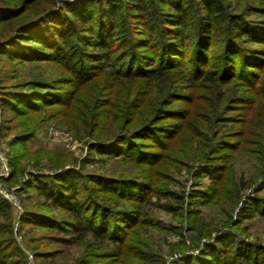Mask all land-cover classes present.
Instances as JSON below:
<instances>
[{"label": "rangeland", "instance_id": "rangeland-1", "mask_svg": "<svg viewBox=\"0 0 264 264\" xmlns=\"http://www.w3.org/2000/svg\"><path fill=\"white\" fill-rule=\"evenodd\" d=\"M53 1L60 6L78 0ZM222 1L229 12L243 16L244 28L235 40L228 32L233 30L232 26L226 28L224 23L212 26L210 33L205 32L210 26L192 24L198 16L194 11L184 37L179 32L180 24L165 20L166 16H147L146 24L155 26V31H148L142 28L141 18L126 13L120 18L124 22L112 27L109 40L116 72L112 74L111 69L91 72L97 76L93 74L91 79L77 81V87L70 80V72L51 58L50 48L40 50L38 47L44 46H27L25 50H18L17 55H9L6 53L18 47L17 44L0 46V90L20 93L23 102L29 105L24 109L39 103L47 107L45 115L30 111L24 119L33 120L27 123L8 107L2 112L0 109V126L10 127L7 136L0 134V148L9 164L16 151L27 152L31 161L25 174L33 173V179L38 177L43 182L52 181L53 175H58L59 182L67 178L64 171L72 169L77 180V196L86 209L89 206L87 213L95 215L99 225L100 218L103 221L106 217L109 229L117 237L116 242L90 234L67 239L71 233L30 220V214L38 212L36 221L59 224L63 220L66 221L63 225L69 226L70 215L64 207L48 202L36 207V201L42 197L35 190L30 196L16 191L23 211L19 238L12 231L13 209L5 200V207H0V223H6L10 231L0 237L5 241L1 247L11 254L9 261L16 264L39 261L42 264H209L211 260L204 245L215 243L229 248L233 246L231 240L247 242L264 251V49H261L264 47V0ZM93 3L97 14L99 8L108 9L122 2L93 0ZM152 3L160 9H170L164 1ZM97 18L94 25L98 23ZM103 19L104 23L108 22L107 14ZM57 23L46 20L39 24L38 30L50 36L48 27L58 26ZM253 36L259 42H252ZM70 40L78 45L73 36ZM198 41L203 42L199 48L206 52L207 67L203 74L186 80L183 75L189 74L179 70L182 67L190 71V57L195 55ZM232 41L249 52L247 62L240 66V49L233 62L234 78H226V71L219 81H206V73H223L221 69L233 64V58L226 57L224 50ZM168 58L177 64L146 84L144 76H155L159 62ZM99 61L95 60L94 64L98 65ZM166 64L162 61L163 66ZM128 69L136 70L138 76H123ZM33 82L41 86H34ZM76 89L81 98L96 90L99 102L94 107L96 118H78L70 106L58 102V97L65 96L66 91ZM108 101L111 108H106ZM160 106L164 108L158 114L156 108ZM21 133H26L25 143L11 145L12 135ZM125 150L128 154H124ZM209 153L215 156L208 158ZM220 172L221 180L211 178L210 174ZM26 177L23 175L22 179ZM94 177L101 178L104 188L94 182ZM5 183L17 186L16 182ZM149 183V195L138 201L132 199L130 194L141 197L144 185ZM120 185L125 188L124 197L113 190ZM196 190L210 200H198L200 193ZM258 200L261 212L253 211ZM244 203L248 208H243ZM137 205L139 213L134 216L132 210ZM24 211L30 212L24 214ZM193 214L200 221H191ZM203 233L210 236L204 237ZM35 253L41 254V259L33 258Z\"/></svg>", "mask_w": 264, "mask_h": 264}, {"label": "trees", "instance_id": "trees-1", "mask_svg": "<svg viewBox=\"0 0 264 264\" xmlns=\"http://www.w3.org/2000/svg\"><path fill=\"white\" fill-rule=\"evenodd\" d=\"M159 1L168 3L170 9H160L159 6H157L156 4L153 5L152 3ZM120 2H122L120 3L121 5L109 6L108 9L99 8L98 13L96 14L93 10V7L95 6L93 0H78L75 3H62L60 6L55 5L53 0H0V46L10 47L11 45L17 44L18 47L12 49V51H9L10 53H6L9 55H17L18 50H25L27 46H30L31 48L44 46L38 47L40 50L50 48L51 50L49 54L51 58L61 63L62 66L70 72V80H73V83L77 87V81H82L85 78L91 79L92 77H94L93 74L95 73L91 72H97L100 69H111V72L114 71L112 74L116 72L115 63L114 65L112 63V45L110 44L109 40L113 35L112 27H114V24H116L117 22H124V19L120 18L124 17V14L126 13L141 18L142 28H146V30L148 31H155V26H153V24L151 26L146 24L147 16H166L165 20L173 24H180L181 29H179V32H181V35L183 37L187 34L189 24L188 21L190 20L192 11L197 12L196 15H198L196 16L192 24L199 23L200 25L202 23L205 26H210V29L212 26L213 28L214 26L219 27L222 23H224L226 28H230V26H232L233 30L228 31L232 36V40H235V38L241 36L242 29L244 28V22L242 21L243 16H241V14H238L237 12H229L226 4L222 0H193V2L192 0H120ZM123 9L124 11H121ZM200 9L203 10L202 13H199ZM166 12H169V15H165ZM106 14L108 22L104 23L103 18ZM96 18L98 20L96 22L98 23L94 25L93 22ZM46 20L51 23L54 21L58 22V26H53L51 27V29L50 27H48L49 33H51L50 36L46 35V33H44L43 31L40 32L38 30V28L41 26H39V24H42V22H45ZM72 20H74L75 23H72L74 22ZM105 24L107 26L102 29ZM210 29H205V32L210 33L212 31V29ZM72 36L76 43H78V45L72 44V41L70 40ZM202 41H198L196 43L195 49L193 51L195 55L190 57L192 58V60L189 61V63L192 64L190 71L188 69L187 72L185 68L180 67L179 72L185 70L186 74H189L183 75L186 80L191 79L192 76L196 77L205 72L208 58L206 57L207 55L205 50L202 51V49L199 48L200 43L203 44ZM256 41L259 42V40H257V37L253 36L252 42ZM89 48H91V50ZM240 49V66L242 67L241 64L246 61V56H248L247 54L249 52L243 51L245 50L244 47H239L237 43H234V41L230 42L229 47L224 46V50L227 51L226 57L233 58L232 63H235L236 54L240 52ZM261 49H264V47H262ZM5 50L6 49H4V51ZM193 58H196L194 63ZM95 60H100V63L98 65L94 64ZM162 61L166 62L167 64L163 66ZM171 62L175 61L171 60L170 58L161 60L159 62L160 64L156 70L157 74L155 76H144L143 79L145 82H147L146 84H150L153 79H156L171 71L172 67L177 64H172ZM257 63L259 64V62ZM233 64L228 65V69H221V72L223 71V73H206L204 79L208 82L219 81V78H222L221 74H225L224 72L226 71H228V73H226L228 74L226 78H234L235 64ZM162 68H165L164 71H161ZM128 70L129 71L127 72L124 71V73H126L127 75L125 74L123 76H138L136 75V70ZM96 76L97 75L95 74V77ZM32 84L34 86H41V83L39 82H33ZM40 89L42 93L45 92L43 91L44 89ZM77 90L78 89H76L75 91L68 90L66 91L65 96L63 95V97L59 95L60 97H58V102L62 105L70 106L71 112H73L78 118H82L83 120H85V118H87L88 120L96 118L97 114L94 111V107L98 106L99 103L97 95L94 93L96 90L87 95L84 94L83 98L79 97V92ZM76 92H78V94ZM0 97L1 112L8 107L10 111L16 112L13 114L20 115L22 121H25V123H27L28 121L31 122V120H33L32 118L24 119L27 117V114H31L30 111L36 114L40 112H46L45 110L47 107L40 106L44 105V103H39L34 107L30 105L29 109H24L29 105L23 102L22 98L20 97V93H14V91L7 92L0 90ZM46 98L50 99V97L47 96ZM50 100H52V98ZM105 101L107 100H104V102ZM48 103L51 102L49 101ZM109 103L110 101L106 103V108H108ZM51 107L52 105L50 107L48 106V108ZM109 108L111 107L109 106ZM163 108L164 107L162 106H160L158 109L156 108L158 114H161L160 112H162ZM45 114L46 113H43V115ZM51 114L52 113L50 112L49 115L52 116ZM0 129V134L7 136L10 127L9 125L3 124L0 126ZM25 135L26 133L12 135L13 137L10 144L14 145L16 144V142H18L17 144L22 146L25 143ZM124 154H128V152H126L125 150ZM204 156L206 157V154ZM214 156L215 155L213 153H209L207 157L211 158ZM30 161L31 159L29 158V154L27 152L16 151V153L10 158L11 171L5 181L8 183L16 182L17 186L15 190L28 196H30V192L35 190L36 194L42 197V200L36 201V207L46 205V202H48L51 205H60L61 207H64L67 214L70 215V219L67 221V224H70L69 226L63 225L66 224V221L63 220H60L59 224L50 222L48 223V221H36L35 217H37V215H35V213L40 214L38 212L30 214L32 215V219H30L32 222L57 228L62 233H71L72 235L67 238L70 240L73 239L74 236H78L80 234H82L81 236H87L88 234H90L94 237H101L100 239L107 238L111 239V241L116 242V233L112 229H109L110 223L107 218L104 217L103 221L102 218H100L101 224L99 225V223L97 224L95 221V215L94 217H92L90 213H87V211L89 210V206L86 209V205L77 196V180L72 169L64 171V174L67 172V175H64L67 176V178L63 177L59 182L56 181L57 179L59 180L58 175H53V177H51L53 178L52 181L43 182L38 177H35L33 179V173L29 172L30 174H25V170L27 166L30 165ZM23 175L28 177H26V179H22ZM221 175L222 172L217 175L210 174L213 180H221ZM94 178V182L96 181L97 183H100L102 185L101 178ZM144 187L145 188L143 191V195L139 197L133 195L132 193L130 194L132 199L138 201L142 200L144 196H147V194L149 195L148 192L149 189H151V184L149 183L148 185H144ZM238 187H236V190H238ZM101 188H104V186L102 185ZM114 188L115 189L113 190L122 194L123 197L125 196V194L122 192L125 188L122 185ZM220 189L221 187L218 189V192ZM195 192L200 193L198 195V200H210L207 199L208 197H205V195H202L201 191L196 190ZM231 198L233 199L234 197L231 196ZM21 199L22 198L20 197V200ZM0 203V207H5L6 202L4 200H2ZM242 206L243 208H248L246 207L245 203ZM253 206V211H262L260 207V200L255 201ZM137 207L138 205L136 206V209L132 210V214L134 216H138L139 212L136 211ZM241 210L243 211V209ZM27 212L30 211H24V214H27ZM8 219L9 217L6 215L5 220L8 221ZM191 221L197 222L200 220L193 214ZM22 222L23 221L20 216L18 227L22 225ZM6 226V223H0V237L2 235H5L6 232H10L7 231ZM202 236L208 237L210 235L209 233H203ZM4 242L5 241H3V239L1 238L0 264H16V261L8 260L11 254L9 252H5L4 247H1ZM231 242L233 243V246L229 248L219 247L215 243L205 244L204 247L207 250L208 259L211 260L209 261V264H264V251L260 250L258 246L251 245L247 242L242 241L234 242L231 240ZM41 256L42 255L38 253L32 255V257L35 259H41ZM190 261L191 259L188 261V263H191ZM35 264H42V262L39 261Z\"/></svg>", "mask_w": 264, "mask_h": 264}, {"label": "built area", "instance_id": "built-area-1", "mask_svg": "<svg viewBox=\"0 0 264 264\" xmlns=\"http://www.w3.org/2000/svg\"><path fill=\"white\" fill-rule=\"evenodd\" d=\"M10 171L11 165L5 156V152L0 148V197L13 209L14 219L12 223V231L15 237L19 238L18 225L22 208L19 199L16 196V186H9L5 183V179L9 176Z\"/></svg>", "mask_w": 264, "mask_h": 264}]
</instances>
